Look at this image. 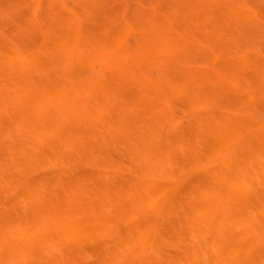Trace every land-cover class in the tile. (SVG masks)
<instances>
[{
	"label": "bare ground",
	"instance_id": "bare-ground-1",
	"mask_svg": "<svg viewBox=\"0 0 264 264\" xmlns=\"http://www.w3.org/2000/svg\"><path fill=\"white\" fill-rule=\"evenodd\" d=\"M163 1L0 0V264H264L257 18Z\"/></svg>",
	"mask_w": 264,
	"mask_h": 264
},
{
	"label": "rangeland",
	"instance_id": "rangeland-1",
	"mask_svg": "<svg viewBox=\"0 0 264 264\" xmlns=\"http://www.w3.org/2000/svg\"><path fill=\"white\" fill-rule=\"evenodd\" d=\"M70 5L74 4L76 5L75 0H67ZM120 1V2H119ZM124 1V2H123ZM150 1V2H149ZM154 0H116V3L118 4L119 12L124 13L128 10L132 9V6L134 5H143L148 6L150 5ZM159 4H163L165 1L158 0ZM229 2L235 4L236 6H239L241 3H248L251 8V14L253 16H256L257 21L254 23H248L247 25H241L239 23L240 32L238 34L232 35V31L230 30V24H237V21H235L231 17V13L224 4L219 7L218 5L215 6L216 9H218V13L220 14L219 22L222 21L224 24L227 25L228 30L225 32L227 36L231 35V38L229 39V42L227 43V48L231 50L236 51H250L257 54H261V56L264 58V0H228ZM72 3V4H71ZM121 5H120V4ZM150 3V4H149ZM116 4V5H117ZM73 6V5H72ZM226 18V19H225ZM217 22L216 18L210 19V26L213 27L215 23ZM244 26V27H243ZM125 41L127 44H132L133 38L131 35H127L125 37ZM244 86V87H243ZM253 88H251L250 85H242V87L239 88V91L241 94H245L249 91H252ZM101 238H97V240H100Z\"/></svg>",
	"mask_w": 264,
	"mask_h": 264
}]
</instances>
